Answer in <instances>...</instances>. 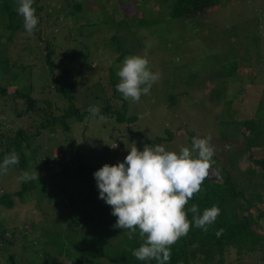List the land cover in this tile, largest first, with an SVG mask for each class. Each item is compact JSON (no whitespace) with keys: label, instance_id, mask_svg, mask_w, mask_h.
<instances>
[{"label":"trees","instance_id":"16d2710c","mask_svg":"<svg viewBox=\"0 0 264 264\" xmlns=\"http://www.w3.org/2000/svg\"><path fill=\"white\" fill-rule=\"evenodd\" d=\"M89 1L97 3L95 10L99 12L111 4V0H103L101 4L99 0H34L33 7L39 22L34 34L28 35L23 27V18L16 12L17 0H0V53H7V66L5 69L0 67V163L6 155L15 151L20 156V162L12 168L38 174L37 180L20 177V187L14 193L1 192L0 206L4 211L15 205L14 197L19 202L32 198L42 217L41 226L36 227L33 222L25 221L20 230L17 226L7 225L8 220H2L1 247L10 249L11 243L17 241L18 237H21L20 241H25L22 243L24 260H13L10 255L5 264H57V259L62 257L71 264H156L155 260L144 262L132 256V250L141 243L140 239L134 236L129 240L126 231L113 227L117 217L111 215V206L99 198L96 185L89 183L93 192L90 193L84 192L81 182L75 184L76 177L83 176L87 168L81 161L83 155L79 147L73 148L72 153L67 152V143L70 144L68 134L73 122L92 117L87 111L88 107L81 109L75 103L74 92L82 81L83 69L73 59L81 52L77 46L74 47L71 52L74 66L59 70L58 66L61 65L55 61L57 56L52 57L54 51L50 44L41 41V26L43 13L48 15V8L52 11L58 5L60 9L57 11L64 9L65 15L71 17L72 24L81 26L79 34L85 31L87 35L84 38L90 39L95 34L90 31L92 26L83 27L82 24L85 15H89L90 23L97 21L93 16L95 10L89 8ZM143 1V8H140L143 11L142 21L133 18L141 28H148L157 20L151 17L154 10L147 6L153 0ZM154 1L160 10L155 18L166 23L170 30L172 20L183 19L178 22L183 28L190 21L192 24L199 22H192L193 19L206 20L207 14L225 0ZM99 26L103 25L98 24L97 31ZM71 30H65L67 36ZM4 32L7 37H4ZM65 32L60 30L58 35ZM104 40L106 47H113L119 55L117 60L124 56L125 53L120 50L123 42L117 33ZM17 42H20L22 49L17 50L13 58L12 54L10 56V46L15 47ZM232 72L228 77H232ZM26 77L30 83L19 88L20 80ZM37 90L42 95L53 92L55 97L40 101L35 98ZM100 110L101 115L117 124L135 121L134 116H128V104L124 99L118 111L110 105ZM9 116L12 121H9ZM16 118L24 120L14 124ZM240 127L248 132V136L243 134L246 140L242 148H237L233 157L222 154L213 157L215 164L201 186L202 191L186 206L196 204L202 214L205 208L216 205L221 209V214L207 232L192 226L186 237L172 245L169 264H225L226 254L230 251H234L238 257L263 252L264 236L254 226L264 218V210L260 207L264 203V114L262 119L243 120ZM45 138L48 144H44ZM62 142L65 143L61 147ZM149 144L157 145L156 142ZM54 149L59 151L58 155L54 154ZM245 155L249 160L241 168L239 161ZM67 189H71L73 195ZM252 196L258 199L255 203ZM256 209L259 211L258 219L254 217ZM187 218L191 221L192 214L188 213ZM50 223L52 230L48 232ZM221 229L222 233L217 235ZM28 252L30 257H27ZM39 253L42 254L41 258ZM260 260L264 262V255Z\"/></svg>","mask_w":264,"mask_h":264},{"label":"rangeland","instance_id":"374dc122","mask_svg":"<svg viewBox=\"0 0 264 264\" xmlns=\"http://www.w3.org/2000/svg\"><path fill=\"white\" fill-rule=\"evenodd\" d=\"M102 2L98 1L100 4ZM89 3V8L95 10L97 3ZM110 3L102 12L98 9L93 12L96 22L90 23L89 15L83 17V27L92 26L90 31L95 33L90 39L84 38L87 35L85 31L79 34L81 26L73 25L64 9L62 12L57 11L60 9L58 5L52 11L48 8V15L45 12L42 15L41 41L50 44L54 51L52 57L57 56L55 61L61 65L58 66L59 70L74 66L71 61L74 47L77 46L81 52L73 59L83 69L82 81L74 92L77 100L75 103L81 109L84 106H97L101 109L105 105L112 106L116 111L120 109L123 98L115 87L119 82L116 73L128 56L147 54L152 71L161 74L159 81L153 84L150 95L141 96L139 102L127 101L128 116H134V122L117 124L111 118L100 120L87 117L85 121L72 123L68 134L71 145L67 143V152L79 147L83 155L81 161L87 168L83 176L76 177L75 184L81 182L84 192L93 193L90 185H96L93 173L106 163L114 165L123 162L128 154L127 147L132 142L141 151L144 145L150 146L149 142H156L167 151L179 153L182 146H190L192 137L210 135L215 148L214 158L217 154L233 157L237 148H242L246 140L243 134H248L245 128L240 127L243 120L262 119L264 114V0H225L207 14L206 20L193 19L192 22H199L192 24L190 21L184 28L178 24L183 19L172 20L170 30L166 23L155 18L159 16L160 10L154 0L147 6L154 10L151 17L157 21L148 28H141L135 23L136 17L140 19L139 22L142 21L143 0H111ZM98 24L103 26H99L97 31ZM69 28L72 30L67 36L65 30ZM60 30L65 34L58 35ZM115 33L123 42L120 50L125 53L119 60L114 48L109 46L108 49L104 44V38L107 41ZM4 37H7L6 32ZM10 47V56L12 54L13 58L17 50L22 49L20 42ZM6 60L7 53L3 51L0 53L2 69L7 66ZM230 71H233L232 77H228ZM29 83L26 77L20 80L19 88ZM36 92L35 98L40 101L55 97L51 91L49 95L38 94V90ZM22 120L16 118L13 122L17 124ZM9 121H12L10 116ZM43 142L48 144L46 138ZM114 143L118 145L115 149L110 147ZM53 152L59 154L57 149ZM248 160L247 155L240 158L241 168ZM253 169L254 166L251 171ZM25 173L12 166L7 174L0 173V195L1 192H16L20 187L19 178L24 177ZM67 190L73 195L71 189ZM14 200L16 203L10 209L3 211L0 206V223L3 219L5 222L8 220L7 225L17 226L19 230L25 221L39 227L42 217L35 200L30 198L19 202L16 197ZM257 200L256 196H252L254 203ZM262 204L260 207L263 211ZM258 215L259 211L254 210L256 219ZM262 222L264 218L254 228L264 236ZM50 226L51 223L48 232L52 230ZM19 239L21 237L11 243L10 249L0 246L2 264L10 255L13 260H24L22 243L25 241ZM30 253H27V257H30ZM263 255L264 250L262 253L240 257L230 251L226 254L225 264H264L260 260ZM38 256L41 258L42 254ZM57 264L71 263L62 257L57 259Z\"/></svg>","mask_w":264,"mask_h":264},{"label":"clouds","instance_id":"9594fccd","mask_svg":"<svg viewBox=\"0 0 264 264\" xmlns=\"http://www.w3.org/2000/svg\"><path fill=\"white\" fill-rule=\"evenodd\" d=\"M34 0H17L16 12L23 18L25 33L33 35L39 18ZM116 90L125 101L139 102L161 78L151 69L147 54L131 55L124 59L117 71ZM87 111L92 117L106 119L97 106ZM210 135L192 137L190 146H182L179 153L167 151L162 145H144L138 150L135 142L127 147L123 162L104 164L93 173L99 198L111 206L117 217L114 228L127 232L128 239L138 236L141 243L132 250L139 261L169 264L171 246L186 237L192 226L208 231L221 209L216 205L200 213L198 205L186 207L202 191V184L215 164V148ZM111 148L118 147L114 143ZM20 156L12 151L0 163V173L7 174L10 166L18 165ZM23 179H38V174L25 173ZM188 213L192 214L189 221ZM223 229L217 232L222 233Z\"/></svg>","mask_w":264,"mask_h":264}]
</instances>
